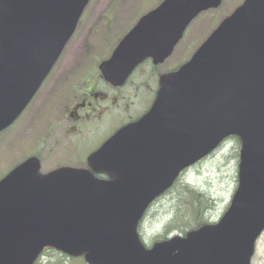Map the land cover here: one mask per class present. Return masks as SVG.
Segmentation results:
<instances>
[{
    "label": "water",
    "instance_id": "1",
    "mask_svg": "<svg viewBox=\"0 0 264 264\" xmlns=\"http://www.w3.org/2000/svg\"><path fill=\"white\" fill-rule=\"evenodd\" d=\"M89 1L0 0V132L39 89ZM221 3L162 0L100 64L104 78L121 86L144 60L164 62L192 20ZM229 136L240 140L237 186L219 220L146 247L137 229L149 205ZM88 166L42 175L28 158L0 179V264H34L46 248L87 264H251L264 229V0H243L224 17Z\"/></svg>",
    "mask_w": 264,
    "mask_h": 264
},
{
    "label": "flooded vegetation",
    "instance_id": "2",
    "mask_svg": "<svg viewBox=\"0 0 264 264\" xmlns=\"http://www.w3.org/2000/svg\"><path fill=\"white\" fill-rule=\"evenodd\" d=\"M108 13H104L101 25L81 32L77 26L22 114L0 133H9V147L21 152V158L12 167L35 158L39 173L43 174L62 167L87 168L93 152L124 125L137 121L148 111L158 93L160 79L182 63H169L174 53L157 65L146 59L123 85L107 81L100 64L118 41L105 55L102 24L109 18ZM74 40L83 46L71 47ZM100 43L102 46L97 48ZM161 67L165 71L159 73ZM141 101L143 106L137 109ZM18 128L21 132L16 138ZM93 173L99 178L106 177L105 172Z\"/></svg>",
    "mask_w": 264,
    "mask_h": 264
},
{
    "label": "rangeland",
    "instance_id": "3",
    "mask_svg": "<svg viewBox=\"0 0 264 264\" xmlns=\"http://www.w3.org/2000/svg\"><path fill=\"white\" fill-rule=\"evenodd\" d=\"M159 0H91L89 6L82 14L79 22L80 30L84 28L101 25L104 13L109 12L105 25V55L108 54L112 45L119 40L127 28L143 13L152 9ZM243 0H223L221 6L216 10L204 11L200 13L188 26L182 40L174 50L173 56L169 58L170 64H178L198 46L204 38L216 27L217 23L230 14L233 9ZM118 42V41H117ZM74 43V45H73ZM107 44V45H106ZM71 47H80L78 40H74ZM102 43L97 45L101 47ZM161 67L158 72H164ZM143 106V101L137 105V109ZM25 123L21 124L22 126ZM21 132V128L16 131ZM15 137V135H14ZM11 138L9 133L0 135V174L3 175L21 158L19 150L9 147ZM238 167V145L234 140L226 139L223 145L212 154L200 161L195 166L189 168L181 181L187 182L209 194L214 199V203L209 207L210 222L217 220L229 204L231 196L237 185ZM3 173V174H2ZM0 175V176H1ZM181 190L179 189V192ZM176 190L170 191L158 200L147 211L146 216L140 224L139 232L141 238L148 245L159 239L162 228L171 219L172 209L177 199ZM170 212H167V211ZM178 223V222H176ZM169 233L167 236L171 235ZM40 264H83L81 258L61 259L52 253H44L39 260ZM252 264H264V232L256 243V251Z\"/></svg>",
    "mask_w": 264,
    "mask_h": 264
},
{
    "label": "trees",
    "instance_id": "4",
    "mask_svg": "<svg viewBox=\"0 0 264 264\" xmlns=\"http://www.w3.org/2000/svg\"><path fill=\"white\" fill-rule=\"evenodd\" d=\"M172 68L170 70H172ZM229 139L234 140L235 143L238 145V149H239L238 138L237 137H230ZM179 189L181 190L180 192H179ZM173 190H176V192H178V193H177V199L175 201V204L173 205V208L171 206L169 209L170 211L172 209V216H171V219L169 221H167L165 226L162 228V233H161V235H159L158 240L166 239L167 235L169 233L185 234L187 231H189L191 229L198 228L201 225L210 222L209 213H207V212L209 211V207L212 206V204L214 203V199H212L207 192H205V191H203V190H201V189H199L193 185H190L187 182H184V181L182 182L180 178L177 180L175 185L170 190H168L164 195L168 194L170 191H173ZM164 195H162L161 197H163ZM150 207H149V209H150ZM169 210L167 212H170ZM146 214H147V212H146ZM176 222H178V223H176ZM139 227H140V225H139ZM138 232H139V228H138ZM139 236L141 238L140 232H139ZM141 240H142V238H141ZM142 242L146 246H150L145 241L142 240ZM47 252L57 255L61 259H63V258L74 259V258H71V257L65 255V254L57 252L53 249L44 250L43 253L41 254V256ZM40 257L35 264H40L39 263ZM81 260H82L83 264H86L85 261L83 260V258H81Z\"/></svg>",
    "mask_w": 264,
    "mask_h": 264
}]
</instances>
